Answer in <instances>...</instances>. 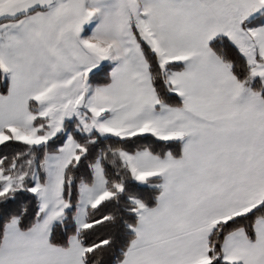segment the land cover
Listing matches in <instances>:
<instances>
[{"label":"crops","instance_id":"crops-1","mask_svg":"<svg viewBox=\"0 0 264 264\" xmlns=\"http://www.w3.org/2000/svg\"><path fill=\"white\" fill-rule=\"evenodd\" d=\"M262 3V11L254 15L233 13L228 0H87L77 36L69 25L70 5L64 7L69 12L65 18L46 0H0V69L7 80L5 92H0V143L9 138L26 142L29 133L43 134L48 118L37 115L38 106L60 102L62 88L72 83V77H62L61 62L86 48L102 63L87 79L82 105L87 100L104 121L105 132L120 138L150 134L181 145L179 157L116 151L131 179L146 185L158 178L160 188L151 207L133 199L134 237L117 264H209L208 237L214 226L264 203V99L250 81L237 80L210 45L226 37L249 62L251 80L257 78L264 88ZM140 43L161 66L169 61L181 65L166 76L179 106L159 102ZM36 117L44 118L41 133ZM92 131L97 130L86 133ZM62 132L58 151L69 137L75 153L70 131ZM92 172V183L78 186L77 228L87 226L89 206L110 196L100 158ZM0 174V184L14 179L1 168ZM96 181L102 182L98 191L92 190ZM60 192L64 204L62 187ZM63 204L58 214L64 217ZM39 211L26 231L16 219L6 223L0 264H84L77 235L66 247L51 244L50 230L57 221L43 224L40 202ZM253 233L251 239L243 228L226 234L221 259L264 264V216L255 220Z\"/></svg>","mask_w":264,"mask_h":264},{"label":"trees","instance_id":"trees-1","mask_svg":"<svg viewBox=\"0 0 264 264\" xmlns=\"http://www.w3.org/2000/svg\"><path fill=\"white\" fill-rule=\"evenodd\" d=\"M140 45L148 64L152 88L159 102L169 106H179L180 98L170 89L166 76L168 72L179 69L181 65L169 61L161 66L155 54L144 44L140 43ZM210 45L223 61L230 64L237 80L250 81L251 87L260 91L264 99V88L257 78L251 80L250 65L237 47L224 36L214 39ZM1 73L0 69V92L4 93L7 80ZM43 119L36 117L34 125H43ZM74 125L73 120L67 121L65 129L70 131L76 142L75 153L78 157L72 158L65 167L62 198L67 207L64 217L52 225L49 242L66 247L70 237L77 235L84 249L82 254L84 264H117L134 237L132 228L137 216L133 199H138L145 206L151 207L157 201L160 188L157 186L158 178L149 179L146 185H140L131 179L126 168L119 161L116 151L147 150L157 156L169 153L179 157L181 145L178 141L159 140L150 134L120 138L101 135L97 131L85 133L75 130ZM43 128L44 125L38 132L41 133ZM63 140L62 132L39 144H29L13 138L0 143V168L5 174L14 177L24 176L23 179L17 180L12 189L0 194V244L5 225L10 220L16 219L22 231L30 229L37 221L40 212L39 200L30 190L33 180L29 178V174L34 168L39 169L46 153L57 152ZM98 158L105 177V187L110 196L96 206H89L85 213L87 226L77 228L73 217L79 195L78 186L80 183H92V164ZM39 173V181L42 183L44 175ZM262 216H264V203L247 213L218 222L208 237L209 264H229L221 259V242L225 235L235 229L243 228L247 236L253 238V224Z\"/></svg>","mask_w":264,"mask_h":264},{"label":"rangeland","instance_id":"rangeland-1","mask_svg":"<svg viewBox=\"0 0 264 264\" xmlns=\"http://www.w3.org/2000/svg\"><path fill=\"white\" fill-rule=\"evenodd\" d=\"M86 2L87 0H46V5L55 4L58 6L65 18H67L69 12L66 11L65 13V10L67 9H64V7L70 5L71 8L70 6L69 8L72 10V18L69 25L72 32L74 33L75 31V34L79 36L80 30H82L83 27V24L80 22L81 11H85ZM228 2L232 6L231 11L233 13L250 14L255 11L254 15H258L257 13L262 11V0H238L239 3H235L233 0H228ZM253 8L254 10H252ZM84 13L86 14V12ZM131 17H133V14ZM132 26L133 25L131 24V27ZM73 52L75 51L73 50ZM101 63L100 57L97 56L94 51H87L86 48H81L78 55L74 54L72 58H69V60L67 59L66 62H61L60 71L63 69L61 72L62 77L67 74V76L72 77V83L71 85L67 84V86L62 88V98L57 105L47 107H41V105L38 106L39 112L37 115L46 116L48 118L45 131L40 135L29 133L28 136H24V141L29 143L47 141L57 133L68 130L65 129V124L69 120L74 121L75 130L84 131L86 133L90 129H96L101 135H108L102 126H105L104 121L102 119L100 120V118L94 114L90 109L87 100L83 102V105L78 106L80 98L84 96L88 90L87 79L89 75L94 70L100 68ZM70 71H72L71 74ZM76 71L77 73L75 74ZM79 94L82 95L79 96ZM77 157L76 153H74V141L68 137L58 152L46 153L39 165V169L34 168L29 174V178L34 182L31 191L38 197L42 207L43 224H48L53 220L59 221L62 219L63 212H60V214H58V212L63 204L60 192L62 187L63 169L67 161L71 158ZM39 172L45 175V181L42 183L39 181ZM13 178L14 179L7 178L0 184V193H6L14 187L13 185H15L19 179L17 177ZM1 179L0 174V180ZM18 185H20V183ZM101 185L102 182L99 183L96 181L92 190L98 191ZM99 199H101V197ZM97 203L98 202H94L92 205H96ZM63 206L66 207V203H64Z\"/></svg>","mask_w":264,"mask_h":264},{"label":"water","instance_id":"water-1","mask_svg":"<svg viewBox=\"0 0 264 264\" xmlns=\"http://www.w3.org/2000/svg\"><path fill=\"white\" fill-rule=\"evenodd\" d=\"M82 100H83V98H80V100L78 102V106H81L82 105Z\"/></svg>","mask_w":264,"mask_h":264}]
</instances>
